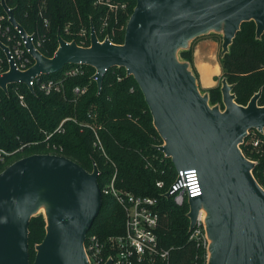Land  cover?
Instances as JSON below:
<instances>
[{
	"label": "water",
	"instance_id": "obj_1",
	"mask_svg": "<svg viewBox=\"0 0 264 264\" xmlns=\"http://www.w3.org/2000/svg\"><path fill=\"white\" fill-rule=\"evenodd\" d=\"M135 1L123 42L99 41L91 26L88 45L58 34L57 48L46 56L15 19L13 9L0 0L34 58L26 69H17L0 40L9 58L0 87L7 91L11 82L28 85L35 75L84 62L95 68L99 92L108 67H125L138 83L163 139L158 148L177 170L198 173L201 193L188 199V228L203 209L206 264H264V188L252 173L255 161L240 148L249 129L263 131L264 104L257 103L261 91L246 104L238 103L232 84L222 77L223 109L218 103L211 105L188 62L178 56L189 40L211 31L222 33L223 55L240 24L249 19L259 37L264 31V0ZM97 176L95 164L87 170L70 157L51 152L24 155L6 165L0 171V264H30L28 222L41 205L45 234L34 245L31 264H88L83 242L101 205Z\"/></svg>",
	"mask_w": 264,
	"mask_h": 264
},
{
	"label": "trees",
	"instance_id": "obj_2",
	"mask_svg": "<svg viewBox=\"0 0 264 264\" xmlns=\"http://www.w3.org/2000/svg\"><path fill=\"white\" fill-rule=\"evenodd\" d=\"M125 3L124 10L115 13L95 0H5L13 9L15 19L46 56H52L58 45V34L74 39L80 45L89 44L91 26L98 38L106 34L115 43L124 39L126 22L135 0H111ZM2 23L19 38V32L6 18L0 4ZM43 19H47L45 24ZM106 19V24L104 20ZM85 29L86 38L81 35ZM0 40L6 38L0 33ZM33 60L28 52L25 53ZM179 56L189 59L190 47L180 49ZM72 63L61 69L40 74L39 79L59 78ZM223 77L232 84L235 101L246 104L260 89L258 104H264V31L257 37L252 19L240 24L221 56ZM8 67L6 55L0 47V69ZM83 72L64 77L62 89L46 93L37 83L30 88L24 82H11L7 91L0 87V148L8 151L0 159V171L15 159L31 153H58L78 162L87 170L94 163L98 168L97 181L102 189L114 176L116 187L135 194L157 198L158 234L162 245L169 247V264H206L207 248L189 238L188 201L177 204L165 190L176 175L169 156L158 148L163 142L152 122V115L144 95L131 74L123 66L108 67L103 73L100 91L91 78L95 68L82 63ZM75 85H87L85 92L75 94ZM22 95V101L19 97ZM210 104H222L220 86L208 89ZM60 125V126H59ZM254 129L258 143L247 134L240 143L244 155L255 161L252 173L264 188V128ZM97 132L102 148L94 144ZM163 180V186L156 185ZM101 205L88 233L100 238L124 231L123 207L110 193L101 192ZM42 212L28 222L29 262L33 261L34 245L45 234Z\"/></svg>",
	"mask_w": 264,
	"mask_h": 264
},
{
	"label": "built area",
	"instance_id": "obj_3",
	"mask_svg": "<svg viewBox=\"0 0 264 264\" xmlns=\"http://www.w3.org/2000/svg\"><path fill=\"white\" fill-rule=\"evenodd\" d=\"M95 1L99 4H105L108 10L114 13L118 9L124 10L126 6L125 3H115L111 0ZM2 19H4V15H0V33L6 38V42L4 41V43L8 46L10 57L13 58L17 69L24 70L33 63L34 58L25 47V41L22 39L20 33V37L15 38V35L10 32L9 25H4ZM43 20L46 24L47 19ZM104 24H106V19L104 20ZM80 32L84 38L87 37L85 29H81ZM31 35L32 41L37 47L36 43L38 44L39 42L37 41L35 43L33 34ZM105 38L112 41L108 34L103 38H98V40L103 41ZM26 52L30 54L33 59L32 61L25 54ZM6 60L7 62L9 60L7 56ZM82 63L84 62L72 63L73 65L64 69L63 76L59 78L39 79L40 74L35 75L31 77L28 85L33 87L37 83L39 88L46 93L52 90L60 91L64 77L83 72ZM7 69L8 67L5 70ZM5 70L0 69V74ZM94 73L91 75V78L96 81L97 76ZM86 89L87 85H75L73 92L80 94L85 92ZM19 97L22 101V95H19ZM248 133L252 134L251 142L253 145H256L258 139L253 136L254 129H249ZM94 134V144L99 145L103 149L97 132L94 131ZM8 153V151L0 148V159L3 160ZM163 184L164 182L161 179L156 181V185L160 187ZM102 191L113 195L123 207L125 214L124 231L122 233L108 235L103 239L95 233L87 232L83 246L88 264H104L108 259H110L109 264H169L170 248L162 245L158 234L157 198L151 195L135 194L129 190L116 187L114 184V176L104 185L101 189ZM165 192L168 193V196H172L177 204H182L185 200L188 201L189 197L201 192L197 171L195 169H176L175 178L168 185ZM189 231L190 239L195 240L197 244H202L207 248L208 238L204 220L200 217V213L195 225Z\"/></svg>",
	"mask_w": 264,
	"mask_h": 264
},
{
	"label": "rangeland",
	"instance_id": "obj_4",
	"mask_svg": "<svg viewBox=\"0 0 264 264\" xmlns=\"http://www.w3.org/2000/svg\"><path fill=\"white\" fill-rule=\"evenodd\" d=\"M221 42L222 33L211 31L189 40L188 47L191 50L189 59H183L178 54L179 59L188 62V67L195 75L198 88L202 93H208V89L212 86H221L223 77ZM206 80L209 81L208 85L205 83ZM223 106V102L219 104V108L223 109ZM39 211L42 212L43 210Z\"/></svg>",
	"mask_w": 264,
	"mask_h": 264
},
{
	"label": "bare ground",
	"instance_id": "obj_5",
	"mask_svg": "<svg viewBox=\"0 0 264 264\" xmlns=\"http://www.w3.org/2000/svg\"><path fill=\"white\" fill-rule=\"evenodd\" d=\"M200 193H201V192H200ZM198 194H199V193H198ZM40 210H44V206H43V205L40 206ZM204 215H205V212H204L203 209H201V211H200V217L203 219V218H204Z\"/></svg>",
	"mask_w": 264,
	"mask_h": 264
},
{
	"label": "crops",
	"instance_id": "obj_6",
	"mask_svg": "<svg viewBox=\"0 0 264 264\" xmlns=\"http://www.w3.org/2000/svg\"><path fill=\"white\" fill-rule=\"evenodd\" d=\"M205 83H206V85H208L209 84V81L206 80Z\"/></svg>",
	"mask_w": 264,
	"mask_h": 264
}]
</instances>
